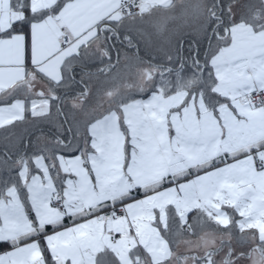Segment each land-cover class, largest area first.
I'll return each mask as SVG.
<instances>
[{
    "label": "snow or ice",
    "instance_id": "6c2138e0",
    "mask_svg": "<svg viewBox=\"0 0 264 264\" xmlns=\"http://www.w3.org/2000/svg\"><path fill=\"white\" fill-rule=\"evenodd\" d=\"M0 264H264V0H0Z\"/></svg>",
    "mask_w": 264,
    "mask_h": 264
}]
</instances>
